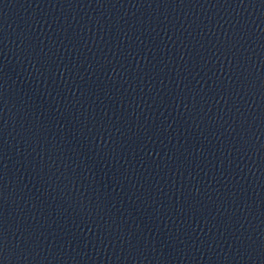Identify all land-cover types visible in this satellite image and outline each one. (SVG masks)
Wrapping results in <instances>:
<instances>
[{"label":"water","instance_id":"water-1","mask_svg":"<svg viewBox=\"0 0 264 264\" xmlns=\"http://www.w3.org/2000/svg\"><path fill=\"white\" fill-rule=\"evenodd\" d=\"M73 264H264V0H129Z\"/></svg>","mask_w":264,"mask_h":264}]
</instances>
